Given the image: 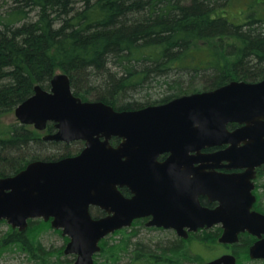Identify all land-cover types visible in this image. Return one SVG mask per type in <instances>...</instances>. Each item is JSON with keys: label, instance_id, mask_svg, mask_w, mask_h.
Instances as JSON below:
<instances>
[{"label": "water", "instance_id": "1", "mask_svg": "<svg viewBox=\"0 0 264 264\" xmlns=\"http://www.w3.org/2000/svg\"><path fill=\"white\" fill-rule=\"evenodd\" d=\"M15 116L37 130L54 123L57 132L46 141L86 142L76 157L31 162L15 176L0 177V221L22 233L30 220H52L51 227L69 238L64 253L76 257L74 264H95L102 240L149 215L151 225L176 230L185 239L188 232L215 225L223 228L220 244H234L245 232L264 234V215L251 212V192L212 172L221 162L264 163V81H234L167 104L116 111L104 102L82 101L69 77L57 74L49 90L36 86ZM231 122L247 126L231 133ZM114 136L123 139L117 149L109 144ZM242 142L246 145L239 147ZM227 144L218 153H203ZM162 153L171 156L158 164ZM153 171L161 175H144ZM194 172L200 174L195 181ZM123 187L135 198L124 197ZM201 196L218 202V208L203 207ZM91 207L107 216L93 218ZM251 258L264 259V242L252 248ZM206 264H236V258L224 255Z\"/></svg>", "mask_w": 264, "mask_h": 264}, {"label": "trees", "instance_id": "2", "mask_svg": "<svg viewBox=\"0 0 264 264\" xmlns=\"http://www.w3.org/2000/svg\"><path fill=\"white\" fill-rule=\"evenodd\" d=\"M237 1L239 14L231 17L236 0H0V177L32 160L72 155L34 128L2 122L36 86L48 90L57 74L69 77L83 101L119 110L149 106L136 99L153 90L168 92L153 103L164 104L232 80L264 78V0ZM48 145L63 151L46 153ZM47 225L31 220L22 233L9 226L0 252L18 250L30 264L74 263L63 248L42 243L35 228ZM137 236L112 245L105 238L95 264H198L181 239ZM248 242L243 237L240 246Z\"/></svg>", "mask_w": 264, "mask_h": 264}, {"label": "flooded vegetation", "instance_id": "3", "mask_svg": "<svg viewBox=\"0 0 264 264\" xmlns=\"http://www.w3.org/2000/svg\"><path fill=\"white\" fill-rule=\"evenodd\" d=\"M234 81H240V80H232L228 84H230ZM262 81H264V78H259L256 81H248L247 83L256 84V83H260ZM243 82H246V81H243ZM228 84H226V85H228ZM226 85H224V86H226ZM219 88H221V87H219ZM219 88H217V89H219ZM214 90H216V89H214ZM210 91H213V90H210ZM184 96H186V95H184ZM181 97H183V96H181ZM178 98H180V97H178ZM175 99H177V98H175ZM175 99H173V100H175ZM84 102H86V101H84ZM90 102H97V101H90ZM98 102H101V101H98ZM167 103H169V102H167ZM167 103H164V104H167ZM157 105H163V104H156V105H150V106H157ZM147 107H149V106H147ZM144 108H146V107L133 109V110H119V109H115V108L114 109L116 111H139V110L144 109ZM260 119H262V122L264 123V118L262 117ZM19 124L23 125L21 123H19ZM23 126H28L30 128L36 129L34 125H23ZM246 126H247L246 123L241 124L239 122H231L227 125V129L229 132L233 133L235 131L243 129ZM37 131H39L42 134V140L44 142L49 143V144L56 143V144L61 145L62 148L68 147L67 149L69 151H71L72 155L67 156V157L54 159V160H46V159L32 160L29 163H27V165L21 171L25 170L26 167L31 162H35V161L50 162V161H58V160L64 159V158L76 157V156L80 155L86 147V142L82 141V140L72 141L70 143H65V142L58 143V142H54V141H46L45 137H47L49 135H53L57 132L54 123L49 122L47 124L45 130H37ZM101 141H105V138L101 137ZM122 143H123V139L116 137V136L109 139V144L113 149H117ZM245 145H246V143L242 142L239 144V147H244ZM230 146H231L230 144L222 145V146H215V147L203 150V153L204 154H215V153H218L220 151H223V150L229 148ZM195 155H196L195 152L191 153V156H195ZM170 156H171L170 153H162L161 155H159L157 157L156 162L158 164H164L170 158ZM257 161H258V159H257ZM255 163L256 162H254V161L252 163H250V162H248V163L235 162V161L221 162L218 164L219 168H216L215 171H212V172L216 176L226 175V176L230 177L231 186L233 188L239 187V188H243L245 190H248V192L250 191L251 194L255 198L254 201L252 202L251 212H256V213L264 215V163H262L260 165H256V166H255ZM198 165L199 164H195L194 167L196 168V167H198ZM227 167H229V168H227ZM21 171H19L18 173H20ZM18 173H16L15 175H17ZM15 175H13V176H15ZM144 175H146L148 177H158L161 174L156 172V171H153V172L145 173ZM196 176L200 177V174L199 173L196 174L195 172L193 173L192 177L195 178L194 181L196 180ZM7 177H10V176H7ZM119 190L121 191V193L123 194L124 197L131 198L133 196V198H135V193L133 192V195H132V193L130 192V190L127 187L119 188ZM200 202H201V205L203 207H206V208L211 209V210H215L219 206L218 202L211 203L209 201V198L206 196H201ZM247 202H249V200H247ZM92 211L96 212V213H93V218H95V219H99V218H103V217L107 216L98 207H91V212ZM38 220L44 221L42 219H38ZM153 220H154L153 215L139 217L133 221L132 227H133V229H137V228L152 229L155 231L168 232V233L172 234L173 237L183 240L184 243L188 242L191 238L196 237L203 232H207V233L214 232L215 233L217 228H221L220 236L216 237V235H215L218 242H219V238L223 234L222 226L221 225H215L212 228L200 229L198 232H188V238L185 239L182 236H179L176 230L165 229L163 227H156V226L151 225ZM51 221L52 220H50L49 222H46V223L51 224ZM113 235L108 236L106 239L112 240ZM243 237H248L249 242L247 244L245 243L242 246H240L241 240ZM263 242H264V234H262L261 236H255V235H252L248 232L241 233L239 235L238 242H236L234 244H221L226 249V251H228L226 254H223L222 256L233 255L236 258V264H264L263 258H251L252 248L255 247V245H257L258 243H263Z\"/></svg>", "mask_w": 264, "mask_h": 264}, {"label": "rangeland", "instance_id": "4", "mask_svg": "<svg viewBox=\"0 0 264 264\" xmlns=\"http://www.w3.org/2000/svg\"><path fill=\"white\" fill-rule=\"evenodd\" d=\"M239 1L236 0L235 6L233 10L230 11V15L232 16H238L240 9L238 3ZM202 56H205L202 54ZM195 86H198L197 79L194 81ZM200 89V88H199ZM157 91V92H156ZM171 92H169L170 94ZM165 94H168L166 90L163 92L158 91V90H153L150 96L143 95V96H137L136 101H139L141 104H148L150 105H156L153 104L160 98L166 96ZM2 122L4 125H17L19 124L18 119L14 114L8 115L2 119ZM46 150V153H59L62 152L58 148L56 149L52 145H48ZM96 213L95 211H92V214ZM36 231H39L41 235V241L42 243L47 247V248H53L60 250L62 249L63 251L65 250L66 244H64V240L62 235L54 230L51 227V224L49 223V226L47 225L46 227L44 226H39L35 228ZM9 230V225L7 223L5 224H0V238L4 236ZM44 231V232H43ZM138 233L141 235L142 239H149V238H155L156 240L165 238L166 236H171L172 234L168 232H161V231H150L149 233L146 231V229H133V227L128 228L126 233L118 235V237H115V239L110 240V244L117 240L120 241L122 239H126L130 233ZM137 236V237H138ZM110 245V246H111ZM185 248L187 249V253L192 256L193 260L196 261L198 264H205L207 262H210L211 260H214L223 254H226L228 251L219 244L217 238L215 237L214 232H203L199 234L196 237L191 238L188 242L185 243ZM75 263V262H74ZM72 263V264H74ZM0 264H30L27 262V257L23 252H19L18 250H6L3 252H0Z\"/></svg>", "mask_w": 264, "mask_h": 264}]
</instances>
